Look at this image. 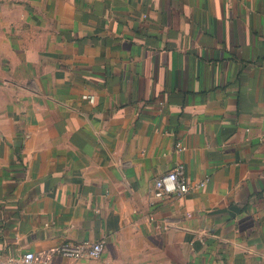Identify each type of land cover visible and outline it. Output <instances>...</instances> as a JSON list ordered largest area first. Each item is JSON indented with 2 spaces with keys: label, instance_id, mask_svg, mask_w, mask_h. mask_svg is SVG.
I'll use <instances>...</instances> for the list:
<instances>
[{
  "label": "crops",
  "instance_id": "obj_1",
  "mask_svg": "<svg viewBox=\"0 0 264 264\" xmlns=\"http://www.w3.org/2000/svg\"><path fill=\"white\" fill-rule=\"evenodd\" d=\"M263 135L264 0H0V264H264Z\"/></svg>",
  "mask_w": 264,
  "mask_h": 264
},
{
  "label": "built area",
  "instance_id": "obj_2",
  "mask_svg": "<svg viewBox=\"0 0 264 264\" xmlns=\"http://www.w3.org/2000/svg\"><path fill=\"white\" fill-rule=\"evenodd\" d=\"M261 141L264 142V135L261 137ZM179 148L180 146L178 145V150H183ZM206 182L204 180L198 184H190L185 177L184 166L179 164L154 180L153 196L155 200L181 199L191 192L204 188ZM151 220H153V216H150ZM103 250L104 244L102 241L83 244L65 243L57 248L43 252L39 256L28 252L8 257L1 264H48L52 254L73 260H94L102 255Z\"/></svg>",
  "mask_w": 264,
  "mask_h": 264
}]
</instances>
